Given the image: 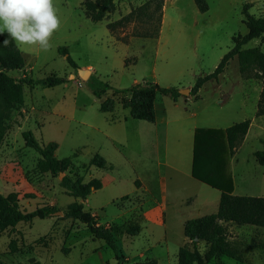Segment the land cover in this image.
<instances>
[{
  "label": "rangeland",
  "instance_id": "obj_1",
  "mask_svg": "<svg viewBox=\"0 0 264 264\" xmlns=\"http://www.w3.org/2000/svg\"><path fill=\"white\" fill-rule=\"evenodd\" d=\"M206 1L208 10L201 12L194 0H164L159 37L139 38L133 33L152 31L155 19L132 22L113 32L108 24L147 0H115V11L101 22L85 15L83 0H54L61 27L51 38L52 47L48 51L20 48L25 67L7 72L16 82L28 77L34 84L23 85L24 104L15 107L5 122L0 192L15 194L23 212L53 205L63 214L56 211L2 231L0 264H117L114 251L103 240L95 239L81 221L65 217L76 198L61 187L63 176L54 175L40 163L42 157L26 146L24 131L31 130L42 145L58 144L57 158L72 161L65 174L85 182L102 181L103 187L84 202L99 224L141 225L137 236L122 232L116 237L119 252L129 264L147 259L176 264L179 248L188 242L184 221L215 213L222 190L264 197V165L254 156L264 145V115L256 116L264 81L243 76L238 58L228 63L219 81L205 83L196 96L190 93L175 102L159 94L155 123L131 117L129 92L109 91L107 97H114L116 108L102 112V99L92 94L89 79L78 75L79 69H89L118 89L156 83L191 90L199 76L214 72L233 48L234 38L247 32L244 6L249 5L256 17H264V0ZM155 6L150 3V10ZM64 47L78 68L59 52ZM251 48L264 52V36L243 47ZM50 75L67 81L55 87L42 85ZM248 119L251 126L244 141L230 154L226 128ZM196 147L197 157L203 156L201 151L219 153L205 169L206 181L192 177ZM96 153L107 160L106 168L90 165ZM162 179L166 215L158 204ZM150 180L156 189L150 183L140 193L136 181L141 188L142 182ZM228 230L243 263L224 257L223 264H264V228L228 224ZM13 240L17 252L10 249Z\"/></svg>",
  "mask_w": 264,
  "mask_h": 264
},
{
  "label": "trees",
  "instance_id": "obj_2",
  "mask_svg": "<svg viewBox=\"0 0 264 264\" xmlns=\"http://www.w3.org/2000/svg\"><path fill=\"white\" fill-rule=\"evenodd\" d=\"M201 12L208 10L206 0H194ZM155 3V9L150 10V3ZM85 15L94 22L103 21L108 13L115 11V0H83ZM164 0H147L141 6L132 9L130 13L120 19L110 22L108 28L113 32L118 27L123 28L132 22L149 23L155 19L156 23L152 31L134 32V37L139 38H158L161 31L162 9ZM249 5L243 9L244 23L247 32L243 36L234 38L233 48L226 53L214 72L199 76L191 89V95L196 96L205 83L209 81H219L220 76L224 73L228 63L238 58L240 73L246 78H257L264 81V52L258 48L244 50L243 47L255 38L264 36V17H256L249 12ZM8 39L10 42L7 46L3 40ZM59 52L67 57L68 62L78 68L76 62L68 54L67 48H60ZM24 52L18 48L11 38L0 35V140L4 132L5 122L10 119L12 110L24 104L25 97L23 85L34 84L31 78H22L16 82L8 75L10 70H20L26 65ZM67 81L64 77L50 75L42 81V85L55 87ZM92 94L102 99L101 111L111 113L116 108L114 97H107L109 91L115 93L129 92L130 97V115L133 119L155 123L157 120L156 100L159 94L171 97L178 101L183 95L178 88L161 87L156 83H135L127 89H118L111 86L108 82L103 81L98 76L92 74L87 81ZM264 115V85L261 97L258 102L257 117ZM251 126V120H245L235 123L226 128L225 133L228 142L229 153L233 154L238 145L244 141ZM23 138L27 147L34 149L41 157L40 163L49 166L54 175L60 176L64 173L60 185L66 189L76 201L71 203L65 211V217L85 224L95 239L103 240L108 247L115 253L117 264H129L120 254L117 245V236L125 233L129 236H137L141 233L142 227L138 223H129L126 227L117 225H101L98 223L97 216L91 211L85 209L84 202L87 201L90 194L103 187L99 179H91L85 182L82 178L74 179L65 174L72 166L69 158L58 159L56 151L58 144L50 142L42 145L31 130L23 132ZM203 156L197 157V147L195 149L192 176L201 181H206L205 169L215 157L219 155H206L201 151ZM217 154V155H216ZM256 161L264 165V145L263 149L255 152ZM223 162V161H222ZM91 166L100 169L107 167V160L100 154L96 153L90 162ZM72 174V170H70ZM137 186H139L136 181ZM221 189V187H218ZM57 208L53 205H43L31 212H23L17 205V196L11 194L4 196L0 192V233L9 227L14 228L20 222H32L35 218L45 219ZM228 224L237 226L250 225L264 228V197L235 195L229 191L222 190L218 209L215 213L207 214L202 217L191 218L184 223V235L188 242L181 246L178 251L177 264H223L222 258L227 257L243 263V258L238 248L230 240ZM12 252H17L16 241L10 243ZM133 264H158L156 259H147L138 261Z\"/></svg>",
  "mask_w": 264,
  "mask_h": 264
},
{
  "label": "clouds",
  "instance_id": "obj_3",
  "mask_svg": "<svg viewBox=\"0 0 264 264\" xmlns=\"http://www.w3.org/2000/svg\"><path fill=\"white\" fill-rule=\"evenodd\" d=\"M61 27L54 0H0V35L7 34L18 48L48 51L51 38ZM9 40H3L7 46Z\"/></svg>",
  "mask_w": 264,
  "mask_h": 264
},
{
  "label": "crops",
  "instance_id": "obj_4",
  "mask_svg": "<svg viewBox=\"0 0 264 264\" xmlns=\"http://www.w3.org/2000/svg\"><path fill=\"white\" fill-rule=\"evenodd\" d=\"M87 68H89V67H87ZM131 97V96H130ZM175 102H177V101H175ZM163 110V109H162ZM129 111H130V109H129ZM156 111H157V113L159 112V107L157 106V100H156ZM157 121V120H156ZM193 177V176H192ZM194 178V177H193ZM150 183H151V187H153V189H156V185L154 184V182H152L151 180H150V182L149 181H147V184H145L144 182H142V187L140 188L139 186H138V191L141 193L143 190H147L148 189V186H150ZM150 190H151V188H150ZM152 191V190H151ZM158 192H159V194L161 195V202L160 203H158V204H160V206L162 207V209H163V212H165V215L167 214V210H168V200H167V197H166V186H165V182H164V180L162 179V181L160 182V184H159V187H158ZM221 196V195H220ZM184 223H185V221H184ZM184 223H183V226H184ZM223 259V258H222ZM177 263H178V260H177ZM176 263V264H177Z\"/></svg>",
  "mask_w": 264,
  "mask_h": 264
},
{
  "label": "water",
  "instance_id": "obj_5",
  "mask_svg": "<svg viewBox=\"0 0 264 264\" xmlns=\"http://www.w3.org/2000/svg\"><path fill=\"white\" fill-rule=\"evenodd\" d=\"M92 74L91 70L89 69H79L78 70V75L83 79V80H88L90 75ZM182 95H189L191 93V90L189 88L187 89H181L179 90ZM60 176H64V173H61ZM57 214L62 215V211H57Z\"/></svg>",
  "mask_w": 264,
  "mask_h": 264
}]
</instances>
